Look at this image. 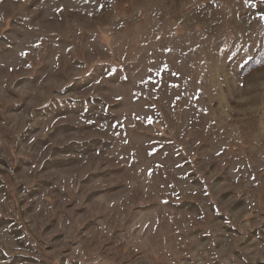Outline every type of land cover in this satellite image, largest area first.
Wrapping results in <instances>:
<instances>
[{
    "label": "rangeland",
    "instance_id": "obj_1",
    "mask_svg": "<svg viewBox=\"0 0 264 264\" xmlns=\"http://www.w3.org/2000/svg\"><path fill=\"white\" fill-rule=\"evenodd\" d=\"M264 0H0V264H264Z\"/></svg>",
    "mask_w": 264,
    "mask_h": 264
},
{
    "label": "trees",
    "instance_id": "obj_2",
    "mask_svg": "<svg viewBox=\"0 0 264 264\" xmlns=\"http://www.w3.org/2000/svg\"><path fill=\"white\" fill-rule=\"evenodd\" d=\"M264 62V46L259 49L256 55L248 61V66Z\"/></svg>",
    "mask_w": 264,
    "mask_h": 264
}]
</instances>
